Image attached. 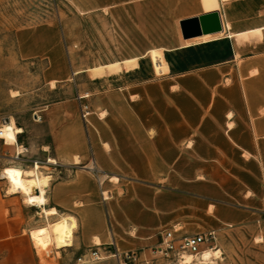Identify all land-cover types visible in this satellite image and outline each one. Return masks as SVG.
<instances>
[{
    "label": "crops",
    "instance_id": "crops-1",
    "mask_svg": "<svg viewBox=\"0 0 264 264\" xmlns=\"http://www.w3.org/2000/svg\"><path fill=\"white\" fill-rule=\"evenodd\" d=\"M135 1L147 12L155 4L168 22L172 36L156 49L163 54L149 49L135 57L136 69L130 60L102 78L92 79L88 69L72 72L86 74L93 90L79 96L80 106L66 99L49 106L42 121L15 122L24 155L0 140V167L38 162L53 177L46 209L77 220L74 245L72 236L57 249L147 252L164 232L217 234L264 215V0L125 3ZM213 13L217 32L183 38L181 22ZM150 50L161 78L121 80L140 71ZM85 105L88 137L80 118ZM93 166L119 179L118 186L106 184L116 194L106 205ZM7 189L0 180V264H39L31 237L58 215L25 206ZM57 221L41 242L52 240Z\"/></svg>",
    "mask_w": 264,
    "mask_h": 264
},
{
    "label": "rangeland",
    "instance_id": "rangeland-1",
    "mask_svg": "<svg viewBox=\"0 0 264 264\" xmlns=\"http://www.w3.org/2000/svg\"><path fill=\"white\" fill-rule=\"evenodd\" d=\"M126 1L0 0V117L26 124L32 118L42 121L49 106L66 99L75 98L80 106L79 96L93 90L87 85L86 74L73 76L72 72L88 69L92 79L102 78L128 67L130 60L136 69L135 57L167 44L172 33L159 15L160 8L154 4L147 12L144 2ZM139 64L140 71L124 73L121 80L161 78L154 72L158 62L152 50ZM54 78L62 81L54 82ZM85 106L88 109L81 110L80 118L88 137L91 110ZM92 169L106 205L116 194L114 188L105 186H118L119 179L103 174L95 166ZM118 192L122 194L120 189ZM57 220H44L43 229L31 237L39 264H118L113 245L75 253L72 247L55 248L57 244L52 240L41 242V235L49 233V225ZM216 236V250L212 251H219L224 264H264V215H250L244 223L226 227ZM75 240L74 232L72 246ZM95 251L100 261H90ZM137 252L150 255L145 250ZM199 259L192 257V264H198Z\"/></svg>",
    "mask_w": 264,
    "mask_h": 264
},
{
    "label": "clouds",
    "instance_id": "clouds-1",
    "mask_svg": "<svg viewBox=\"0 0 264 264\" xmlns=\"http://www.w3.org/2000/svg\"><path fill=\"white\" fill-rule=\"evenodd\" d=\"M21 131L16 128L12 117L8 118V122L0 121V140H3L5 144L15 146L18 154L24 155L28 149L17 141V135ZM0 180L8 182L7 191L9 194L19 192L22 195L25 206H34L41 211H49L45 207L50 203L46 189L51 184L53 177L38 162H34L32 167L26 168L22 161H12L9 166L0 167ZM50 211L52 214L58 215V221L54 228L55 235L51 243L64 244L67 242L70 244L73 232L78 227L77 220L69 214H58L55 208ZM219 255V252L205 251L201 254L198 264H216L215 258H218ZM191 259L186 256L182 257L180 264H191Z\"/></svg>",
    "mask_w": 264,
    "mask_h": 264
},
{
    "label": "built area",
    "instance_id": "built-area-1",
    "mask_svg": "<svg viewBox=\"0 0 264 264\" xmlns=\"http://www.w3.org/2000/svg\"><path fill=\"white\" fill-rule=\"evenodd\" d=\"M177 233V231H168L161 234L162 242L149 250V256H145L142 252H127L117 255L118 264H180L182 257H201V254L207 249L216 250L217 236L214 232L181 238L177 236ZM89 258L90 261H100V256L96 251L91 253ZM215 259L216 264H224L221 254ZM79 262L83 263L82 259ZM192 263L193 260H191Z\"/></svg>",
    "mask_w": 264,
    "mask_h": 264
},
{
    "label": "water",
    "instance_id": "water-1",
    "mask_svg": "<svg viewBox=\"0 0 264 264\" xmlns=\"http://www.w3.org/2000/svg\"><path fill=\"white\" fill-rule=\"evenodd\" d=\"M217 15L215 13L202 16L200 18L190 19L180 23L182 36L184 39L209 34L218 31L215 22ZM217 23V22H216ZM220 28V27H219Z\"/></svg>",
    "mask_w": 264,
    "mask_h": 264
},
{
    "label": "bare ground",
    "instance_id": "bare-ground-1",
    "mask_svg": "<svg viewBox=\"0 0 264 264\" xmlns=\"http://www.w3.org/2000/svg\"><path fill=\"white\" fill-rule=\"evenodd\" d=\"M217 20H218V18H217ZM256 33H257V32H256ZM257 35H259V34H257ZM246 37H247V36H246ZM154 72H155V74L158 72L156 66H155ZM91 170H93V169L91 168ZM103 194H105V193H103ZM50 212H51V211H49V213H50ZM55 225H56V223L50 226V230H51V233H52L53 237H54V235H55V233H54ZM205 251H209V250H205ZM205 251H204V252H205ZM204 252H203V253H204ZM213 252H214V251H213ZM217 252H219V251H217ZM189 258H192V257L189 256ZM200 258H201V257H200Z\"/></svg>",
    "mask_w": 264,
    "mask_h": 264
}]
</instances>
